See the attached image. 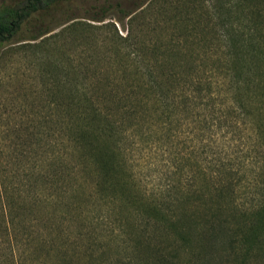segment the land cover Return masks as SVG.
Segmentation results:
<instances>
[{"label": "trees", "instance_id": "trees-1", "mask_svg": "<svg viewBox=\"0 0 264 264\" xmlns=\"http://www.w3.org/2000/svg\"><path fill=\"white\" fill-rule=\"evenodd\" d=\"M65 1L0 5V47L20 34L29 40L42 37L49 31L50 10ZM215 17L212 25L187 27L182 38L169 43H147L151 54L147 58L136 52L91 61V72L85 71L89 66L85 62L66 67L51 62L37 74L20 142L31 146L44 140L50 147L48 152L38 151L39 170L43 162H58L64 170L59 175L57 165L55 180L70 179L75 191L88 187L117 212L112 232L123 248L131 250L129 264L134 259L138 264H177L180 248L212 246L219 230H229L227 244L235 249L233 243L244 234L241 229L247 223L255 232L251 242L264 261V228L257 225L264 212V0H236ZM190 34L196 38L186 37ZM53 36L17 47H41ZM194 116L201 122L200 132L212 130L222 137L230 132L235 140L245 138L237 156L240 165L232 169L229 155L219 152L213 170L207 171L196 158L197 177L214 180L212 189L191 190L177 181L167 185L166 195L157 191L161 195L147 196L141 212L134 195L123 192L130 184L129 176L122 175L125 161L120 142L140 119L147 120V135L160 140L170 138L173 130ZM237 145H233L235 152L240 151ZM77 172L81 177H76ZM243 187L254 193V200L244 213L248 218L235 224L224 215ZM10 197L0 194L7 229L13 224ZM18 198L21 206L34 202L21 194ZM187 203L192 209L185 207ZM250 216L254 219L246 223Z\"/></svg>", "mask_w": 264, "mask_h": 264}, {"label": "rangeland", "instance_id": "rangeland-1", "mask_svg": "<svg viewBox=\"0 0 264 264\" xmlns=\"http://www.w3.org/2000/svg\"><path fill=\"white\" fill-rule=\"evenodd\" d=\"M18 1L0 0V5ZM234 4L236 0H67L52 7L46 18L49 31L42 37L29 40L20 34L0 47V194H7L8 198L11 194L14 203L13 224L8 229L0 205V264H129L131 256V250L123 248L112 232L119 217L117 212L88 187L75 191L70 179L58 176L59 181L55 180L57 165L63 168L58 162H43L39 170L38 151L48 152L50 147L44 140L31 146L20 142L40 69H46L51 62L66 67L71 63L128 57L136 52L147 58L151 55L147 43L163 45L182 38L187 27L191 30L198 23L212 25L217 21V11ZM48 35L54 36L41 47H17L20 43H38ZM186 37L196 38L193 34ZM92 67L89 64L88 70L84 69L91 72ZM191 119L173 130L170 138L160 140L147 135V120L140 119L120 142L125 161L122 175L129 176L130 184L123 192L134 195L141 212L147 196L161 195L157 191L166 195L167 185L177 181L191 190L197 186L212 189L214 180L197 177L196 158L207 171L213 170V158L219 152L229 155L232 169L240 165L237 156L242 154L244 137L235 140L230 132L224 137L212 130L200 132L197 116ZM234 143L239 152H235ZM61 168L59 175L64 170ZM42 173L47 179L44 182ZM76 177H81V173L77 172ZM20 194L33 204L26 202L23 208L17 201ZM253 194L243 187L237 192L235 203L228 204L230 212L227 209L224 217L235 224L243 222L248 218L244 213L254 200ZM187 205V209H192ZM130 208L127 205V210ZM260 218L257 225L263 229L264 212ZM253 219L250 216L246 223ZM251 230L249 223L241 229L244 234L236 237L235 249L227 244L229 230H219L214 233L212 246L180 248L177 264H264L256 244L251 242L255 233ZM234 251L238 254L234 255ZM131 264H138L137 260Z\"/></svg>", "mask_w": 264, "mask_h": 264}]
</instances>
